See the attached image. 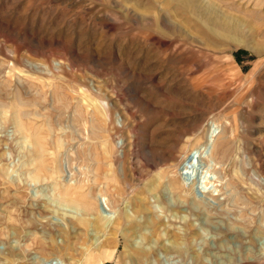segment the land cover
Instances as JSON below:
<instances>
[{"label":"rangeland","instance_id":"rangeland-1","mask_svg":"<svg viewBox=\"0 0 264 264\" xmlns=\"http://www.w3.org/2000/svg\"><path fill=\"white\" fill-rule=\"evenodd\" d=\"M55 257L264 264V0H0V264Z\"/></svg>","mask_w":264,"mask_h":264},{"label":"bare ground","instance_id":"bare-ground-1","mask_svg":"<svg viewBox=\"0 0 264 264\" xmlns=\"http://www.w3.org/2000/svg\"><path fill=\"white\" fill-rule=\"evenodd\" d=\"M211 136H212V134H211ZM211 136H210V138H211ZM209 138V136H208V139H210ZM220 139H221V137H217L215 140H214V143L213 144H211L210 146H209V143H204L201 147H200V153H199V156H198V160L200 161V162H202L203 164H204V166L206 165L205 164V160H207V164H209V163H213L214 165H213V168H215V169H213V172L214 173H217V170H216V167L218 166V167H221V161H224V159H225V154L221 157V158H218V152H219V150H220V146H219V142H220ZM207 140V139H206ZM210 142V141H209ZM197 161V160H196ZM196 161H191V160H187L186 162H185V164L187 165V167L184 169L185 170V173H186V175H188V176H191L192 174H191V172H190V168H192V166L194 167V168H198V167H196ZM198 163V162H197ZM211 165V164H210ZM209 166V165H208ZM201 167V166H200ZM207 167V166H206ZM207 169V168H206ZM195 171H197V169L195 170ZM207 171H208V169H207ZM208 174V172H205V173H203V178H201L202 180H203V189L205 190V187L208 185V184H210L211 182H212V184H213V181L207 176L206 177V175ZM179 188H180V186H179ZM209 188V187H208ZM184 189V188H183ZM185 190V189H184ZM204 193H205V191H204ZM195 198V197H194ZM71 201V200H70ZM203 201V200H202ZM205 203V201L204 202H200V201H197V204L202 208V209H204V204ZM70 207H72V206H70ZM75 211V210H74ZM204 211H205V209H204ZM75 219L76 218H79V216H78V214H77V216H73ZM83 251H84V253L85 254H87V253H89L88 252V249L86 248L85 250L83 249ZM86 260H87V258H85ZM83 260V261H86V260ZM35 260V259H34ZM78 262V263H77ZM87 262V261H86ZM86 262H82L81 263V260L80 261H76L75 263L76 264H85ZM46 263V261H40V264H45ZM87 264V263H86Z\"/></svg>","mask_w":264,"mask_h":264},{"label":"built area","instance_id":"built-area-1","mask_svg":"<svg viewBox=\"0 0 264 264\" xmlns=\"http://www.w3.org/2000/svg\"><path fill=\"white\" fill-rule=\"evenodd\" d=\"M45 264H76L74 261H66L59 259L58 257L51 258L48 261H46Z\"/></svg>","mask_w":264,"mask_h":264}]
</instances>
